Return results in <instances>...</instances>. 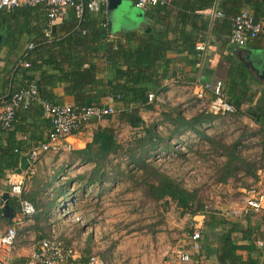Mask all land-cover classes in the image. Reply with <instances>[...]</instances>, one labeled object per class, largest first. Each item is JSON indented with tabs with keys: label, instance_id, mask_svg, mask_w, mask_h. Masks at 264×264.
Returning a JSON list of instances; mask_svg holds the SVG:
<instances>
[{
	"label": "trees",
	"instance_id": "16d2710c",
	"mask_svg": "<svg viewBox=\"0 0 264 264\" xmlns=\"http://www.w3.org/2000/svg\"><path fill=\"white\" fill-rule=\"evenodd\" d=\"M214 4L215 0H170V3L166 5L149 6L147 14L150 22L153 23L144 30L145 38L140 44L132 47L121 40L108 38V29L103 26L107 20L102 13L84 9L82 17L78 18L73 7L70 9L69 19H67L69 20L67 32L63 36L51 33L47 10L42 4L20 5L0 11V34H3L4 42L11 47H17L21 36L25 33L34 36L30 39L33 47L26 51L28 53H25L24 60L29 63V70L41 71L39 88L35 84L42 100L54 101L51 88L48 86H53L56 83V78L54 79L52 75H44L46 66L56 68L57 76L60 74L58 78L63 76L60 79L67 81L66 93L74 97L75 105L100 103L102 101L99 98L111 95L117 97L118 111L114 114L115 121L136 130L143 129L144 132L138 138V141L140 140L139 153L129 150L127 157L129 164L141 170L145 195L153 200L171 199L181 208L182 214L189 213L192 216L198 213L202 214L201 246L203 243L206 256L214 255L221 264L228 262L230 264L237 248L231 239V232L235 230L234 225L231 223L219 237L212 238L211 235H215L217 224H221V221H217V212L198 199L195 190L186 189L180 181L146 160L149 152L155 150L160 144H165L164 150L173 151L175 148L169 143V139L184 130L197 132L212 142L213 140L204 135L198 126L203 121L208 122L214 119L216 115L202 111L186 118L180 116L177 110H174L173 116L162 112V115L169 119L168 123L172 125L171 131L165 136H161L162 134L157 131L155 124H146L142 116L143 112L156 109L155 99L149 101L148 94L155 91L151 86L160 85L159 69H167L169 61L166 57L167 52L199 54L196 48L197 41L205 40V34L215 32L219 26L229 28L231 32L230 16L241 10H249L256 20H264V0H219L216 6L225 14L224 18L209 16ZM162 21L164 29L157 31L155 24ZM48 29L50 32L47 35ZM170 35L171 37H169ZM90 40L95 46L90 45L87 49L83 48ZM98 44L100 45L98 46ZM101 56L109 65L108 68L114 69V75L105 81L99 75L100 72L93 61L94 58ZM21 70L18 67L17 72ZM31 83L34 82H22L18 85L12 83L9 85L11 93L4 98H8L14 91L29 86ZM159 91L160 88L155 93ZM233 104L236 107L235 114L249 116L257 123L259 129L255 133L261 138L260 142L264 151V138L261 135L264 132V103H256L253 109L247 110H242L237 103ZM114 115L105 117L108 124L98 125L94 129L91 141L84 147L70 148L67 152L65 167L74 164H92L88 172L70 180L77 184L76 190L81 194H87L89 188L91 189L95 184L103 186L109 181L111 179L107 171L109 163L113 158L127 152L118 138L121 127L114 123ZM238 142L221 146L223 151L220 154L224 157V161L218 169L217 182H226L228 178L236 179L238 178L237 174L242 172L257 179V171L264 168V163L257 166L253 159H247L239 154ZM144 145H146L145 148H143ZM60 151L62 149L56 152V155ZM260 156L263 159L264 153ZM8 157L9 162L0 165L2 172L7 168L13 171L18 166V153H11ZM41 161L42 154H40L39 161L34 163V173L27 175L31 178L32 183L38 182L41 188L31 192L22 190L19 197L30 200L37 208L35 214L41 215L47 220L52 216L53 210L62 207L61 200L63 201L64 196L68 194V187L70 188L72 183L57 179L55 173L49 177L38 174L37 167ZM117 166L119 163L111 168L116 169ZM2 175L0 174L1 177ZM54 181L59 183L58 186L52 187L55 194H46L45 201L43 192ZM241 185L245 187L244 183ZM19 197L11 196L9 200L14 208L18 207ZM38 237L40 239L43 236ZM212 243H216L217 246ZM87 260L88 256L84 257L82 261ZM246 264L261 263L258 257H251Z\"/></svg>",
	"mask_w": 264,
	"mask_h": 264
},
{
	"label": "rangeland",
	"instance_id": "374dc122",
	"mask_svg": "<svg viewBox=\"0 0 264 264\" xmlns=\"http://www.w3.org/2000/svg\"><path fill=\"white\" fill-rule=\"evenodd\" d=\"M123 3L125 7L130 5L129 0H123ZM208 102L209 97L191 103H163V107L145 111L142 116L146 123L155 124L161 136H165L172 125L162 112L173 116L174 110H177L180 116L189 118L208 111ZM113 121L121 127L118 138L127 152L109 163L107 171L111 179L103 186L89 188L87 194L79 193L77 184L73 183L74 186L68 187V194L61 200L62 207L53 210L52 216L47 218L46 229L49 222L53 223L59 236L73 243L82 260L94 253L112 264H173L177 261L174 249L188 240L189 232L198 225L197 219L189 213L182 214L181 208L171 199L153 200L145 195L141 170L129 164L127 157L129 150L139 153L138 138L144 133L143 129L136 130L116 122L115 115ZM198 127L213 141L197 132L184 130L169 139L175 148L172 153L163 149L165 144H160L149 152L146 160L180 181L186 189L195 190L204 204L213 206L219 189L218 169L224 161L220 154L223 151L221 146L239 141L238 153L253 159L259 166L264 163V158L260 156L261 138L255 133L259 127L249 116L235 113L216 114L214 119L203 121ZM261 135L264 137V132ZM68 150L63 149L58 155L48 152L47 162L41 167L40 174L49 177L55 173L57 179L70 184V180L88 172L92 164L65 167ZM117 163L119 166L116 169L111 168ZM259 170L257 179L242 172L235 180L238 184L244 183L245 188L254 186L264 191V173L263 169ZM26 181L30 182L31 178L27 177ZM58 185L54 181L46 187L44 199L47 195H54L52 187ZM46 232H37L30 241L37 243L38 236H44Z\"/></svg>",
	"mask_w": 264,
	"mask_h": 264
},
{
	"label": "crops",
	"instance_id": "0c3cea01",
	"mask_svg": "<svg viewBox=\"0 0 264 264\" xmlns=\"http://www.w3.org/2000/svg\"><path fill=\"white\" fill-rule=\"evenodd\" d=\"M129 2L130 5L128 7H125L122 0L116 9H108L106 28L109 32L108 38L121 40L132 47L140 44L145 38L144 30L149 25H152L153 22H150L147 14L149 7L141 9L134 5L133 0H129ZM133 6L135 7L134 10ZM70 9L71 7H67L63 15L49 23L51 33L56 36L66 34V28L69 26V20L67 19H69ZM155 28L157 31L163 30L164 22L156 23ZM49 32L50 30L48 29L46 34L48 35ZM229 33V28L219 26L215 32L205 34V40L197 41V43L202 42L204 44L203 50L197 49L199 51L197 55L186 52H167L166 57L169 59L167 69H159L160 85L151 86L153 91L160 88L159 92L155 93L154 91L156 96L155 108L163 107V103H191L196 101L198 99L196 92L202 83L209 82L214 84L217 81L221 82L222 92L228 102L231 104L237 103L242 110L253 109L256 103H264V35H258L244 45H237L229 41ZM33 37L25 33L21 36L19 45L11 47L4 42L3 34H0V97L3 98L11 93L9 85L12 83L18 85L22 82L31 81L36 83L39 88L41 71L29 70V65H24V61H26L24 60L25 53H28L26 51L33 47V43L30 42ZM29 45H32V47L28 48ZM90 45H94L91 40L87 41L83 48L87 49ZM195 58L197 59L195 60ZM93 61L104 81L114 75V69L108 68L109 65L102 56L94 58ZM18 67L22 69L19 72H17ZM45 68L44 75H52L54 79L56 78V83L53 86H48L53 94V102L74 103V97L66 93L67 81L60 79L63 76L58 78L60 74L57 76L56 68L51 66H46ZM209 96L211 95L207 92L206 97ZM106 98L101 97L99 99L105 101ZM40 100H42L41 96L37 92V98L28 108L16 111L14 129L9 132L0 130V165L9 162L8 155L18 153L19 163L17 167H19L20 157L22 155L27 156L33 147L38 146L47 138L51 125L42 109ZM105 124H108V120L105 118L87 123L80 131L72 133L63 139L62 145L67 144L70 148H82L91 141L94 129L98 125ZM126 126L129 127L128 125ZM47 153H41L42 161L40 162L41 166L39 164L37 167L38 174L41 173L43 164L47 162ZM262 153H264L263 148L261 149ZM14 170L12 171L8 168L4 169L3 172L1 170L0 174L3 175L2 177L0 176V194L5 191L9 192L10 184L19 178V174H16ZM262 172L264 173V168ZM26 179L27 176L23 185L24 191L31 192L41 188L38 182L32 183L31 181H26ZM218 185L219 189L216 191L215 204L211 207L217 212V221H221V224H217L215 235L212 234L211 237H219L232 223L235 230L231 232V239L232 243L237 245V248L234 252V259L230 264H246L251 257H258L260 263L263 264L264 211L249 210L234 216L231 211L238 204L240 192L245 187L238 184L234 178H228L226 182H218ZM72 186H74L73 183L71 184ZM95 186L97 185L95 184L91 189ZM10 198L11 195L8 199V203L11 205L9 202ZM11 206L14 208L13 205ZM18 209L19 205L14 208V217ZM14 217L5 218L0 207V234L7 226L15 222ZM193 218L197 219L199 226H203V215L198 213ZM41 230H47L46 220H42L41 215L33 214L17 222L16 241L9 254L5 255L10 264H32L30 262V254L37 243H32L30 240ZM40 236H43V234ZM259 241L263 243V246L258 245ZM213 245L217 246L216 243ZM189 247L190 242L186 240L183 245L179 244L174 251L177 249L186 251L189 250ZM200 250V253L211 263L221 264L216 256H206L203 250V243ZM2 256L4 255L0 252V257ZM173 264L179 263L176 261ZM226 264H229V262Z\"/></svg>",
	"mask_w": 264,
	"mask_h": 264
},
{
	"label": "built area",
	"instance_id": "2783aa9c",
	"mask_svg": "<svg viewBox=\"0 0 264 264\" xmlns=\"http://www.w3.org/2000/svg\"><path fill=\"white\" fill-rule=\"evenodd\" d=\"M219 0H215L209 16L211 18H224L225 14L216 6ZM136 7L146 9L152 5H166L170 0H133ZM46 7L49 22L63 15L67 7L75 9L76 16L82 17L84 9L92 12H100L107 18L108 0H0V11L9 10L20 5H39ZM231 32L229 41L237 45H244L249 40L256 38L258 35H264V20H256L249 10H241L235 15L230 16ZM107 27V21L103 24ZM29 45L28 48H31ZM198 50L204 49L202 42L196 43ZM24 65L29 63L24 61ZM38 88L35 83L22 87L14 91L8 98H0V130L11 131L15 127L16 111L26 109L37 98ZM209 93L208 111L212 114L234 113L236 107L229 103L222 92L220 81L211 84L202 83L196 92L198 99H205L206 93ZM154 93L148 94V100L155 99ZM115 96H108L105 101L93 103L90 105L78 106L74 103H52L40 100L42 109L50 121V131L45 141L38 146L33 147L27 154L29 167L19 178L10 184L9 194L19 197L27 175H32L35 171L34 163L38 160L42 152H58L60 149H70L69 145H62L63 139L72 133L78 132L84 125L92 121H98L108 115H114L118 111V102ZM172 153L173 151H169ZM231 214L237 216L241 212L254 210L264 211V191L256 187H246L240 192L239 200ZM19 209L14 217V223L7 226L0 234V252L4 256L0 257V264H10L5 258L12 249L16 237V224L18 221L32 216L37 212L35 205L28 199L19 197ZM15 215V214H14ZM202 215V214H201ZM189 233L190 242L189 250H176L175 257L179 264H213L201 253V231L199 224ZM263 246L262 242H258ZM32 264H112L106 262L98 255L91 253L88 260L83 262L80 252L75 248L73 243H68L59 236L53 223H48L46 234L41 237L36 247L30 254Z\"/></svg>",
	"mask_w": 264,
	"mask_h": 264
},
{
	"label": "water",
	"instance_id": "95a60500",
	"mask_svg": "<svg viewBox=\"0 0 264 264\" xmlns=\"http://www.w3.org/2000/svg\"><path fill=\"white\" fill-rule=\"evenodd\" d=\"M122 0H108V9L113 10L116 9L120 4ZM29 167V161L26 155H22L20 157V164L19 167H17L14 172L16 174H22L24 171H26ZM10 197L9 192L5 191L0 194V207L2 208L3 215L5 218H12L15 214L14 208L8 203V199Z\"/></svg>",
	"mask_w": 264,
	"mask_h": 264
},
{
	"label": "clouds",
	"instance_id": "9594fccd",
	"mask_svg": "<svg viewBox=\"0 0 264 264\" xmlns=\"http://www.w3.org/2000/svg\"><path fill=\"white\" fill-rule=\"evenodd\" d=\"M7 2V0H5V3Z\"/></svg>",
	"mask_w": 264,
	"mask_h": 264
}]
</instances>
